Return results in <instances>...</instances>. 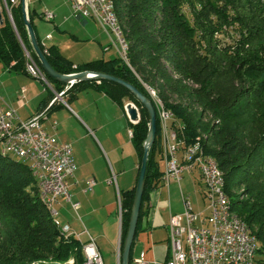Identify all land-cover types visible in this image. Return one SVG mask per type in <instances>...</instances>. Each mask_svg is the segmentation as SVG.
<instances>
[{
    "label": "trees",
    "instance_id": "trees-1",
    "mask_svg": "<svg viewBox=\"0 0 264 264\" xmlns=\"http://www.w3.org/2000/svg\"><path fill=\"white\" fill-rule=\"evenodd\" d=\"M113 1L128 44V63L120 56L75 63L56 45L46 46L36 33L47 60L60 73L89 70L113 75L149 97L144 84H151L165 106L183 123L180 135L186 143L201 141L205 151L219 162L232 208L256 236L257 260L264 264V5L259 0ZM0 9V64L14 73L29 74L30 59L39 66L40 61L25 25L22 0H0ZM28 15L36 31L37 13L30 5ZM219 34L236 40L225 43ZM41 71L56 92L66 87V83L48 76L42 68ZM90 87L108 95L124 111L126 99L136 103L140 119L136 123L130 121V127L141 163L149 129L146 108L124 86L106 79L100 83L77 81L63 95H68L70 101ZM194 105L202 106L203 112L191 108ZM206 111L220 121L207 139L200 133L208 129V124L202 121ZM160 146L157 116V136L149 151L130 264L134 262L133 249L141 219L147 212L146 202L162 183ZM260 151L263 153L258 155ZM239 185H245L250 200L234 199L231 189ZM135 189L121 193V249ZM43 205L29 165L0 153V264L84 263L83 242L74 234L65 237ZM70 259L72 263L68 262Z\"/></svg>",
    "mask_w": 264,
    "mask_h": 264
},
{
    "label": "crops",
    "instance_id": "crops-1",
    "mask_svg": "<svg viewBox=\"0 0 264 264\" xmlns=\"http://www.w3.org/2000/svg\"><path fill=\"white\" fill-rule=\"evenodd\" d=\"M27 4L37 13L34 20L36 33L45 45H56L65 57L71 59L61 51L58 42H47L48 39L55 41V35L46 31L45 25L40 23L47 19L39 15L51 10L52 6L49 7L42 0H27ZM71 60L75 63L90 61ZM98 104L113 111L114 127L110 128L107 119L101 116L100 107L98 120L93 111V106ZM0 105L16 109L21 119H28L44 108L49 109L44 127L59 142L71 145L76 162L75 174L69 181V192L72 202H79L80 205L74 209L71 203L60 198L58 210L65 218L64 224L69 225L71 232L83 243L88 241L89 236L94 238L103 264H121V193L136 187L140 172V161L126 111L108 95L92 87L83 89L76 98L68 101V95L60 96L50 82H44L30 73H14L1 64ZM192 174H197L200 179L198 172ZM113 175L115 179L110 182ZM89 179L95 180L91 190L87 188ZM170 187L171 184L167 189ZM165 189L162 182L160 187L150 193L145 205L147 212L141 219L134 244V257L145 250L150 264H162L167 259L169 215L170 212L183 210V205L182 209L172 207L166 198ZM82 236H86V240L83 241Z\"/></svg>",
    "mask_w": 264,
    "mask_h": 264
},
{
    "label": "built area",
    "instance_id": "built-area-1",
    "mask_svg": "<svg viewBox=\"0 0 264 264\" xmlns=\"http://www.w3.org/2000/svg\"><path fill=\"white\" fill-rule=\"evenodd\" d=\"M70 2L77 16L95 20L109 35L111 44L104 47V50L108 51L115 46L120 57L126 62L125 44H120V37L111 22L105 1L70 0ZM43 17L52 20L55 18V12L46 10ZM47 38H50V35H47ZM42 42L44 43L43 40ZM28 70L32 75L45 80L39 65L33 60L28 64ZM64 93L65 90H62L59 95L62 96ZM149 94L161 128V156L164 165L162 182L167 188L173 181L180 185L183 173L198 172L200 182L205 186L202 210H195L190 198L181 191L183 210L178 213L170 212L169 254L162 264H259L257 260L259 245L254 235L246 234L243 225L224 219L222 207L225 201L219 191V175L211 159L209 156L200 155L197 140L186 143L184 137L180 135L183 133V123L168 110L161 108L153 94ZM47 117V108L28 119H21L16 109L0 105V146L12 155L34 165L48 204L53 207L55 221L58 226L64 228L65 236H68L73 232L69 225L62 224L57 217L58 205L60 198L71 203L74 209L80 205L79 202H72L69 192V181L75 174L76 162L71 145L59 142L44 127L43 122ZM199 157H206V164H199ZM114 179L115 175L109 181ZM94 185V179L87 181L89 190ZM84 232L87 233V230ZM83 253L86 258L84 264H103L92 236L83 243ZM134 263L150 264L145 250L134 257Z\"/></svg>",
    "mask_w": 264,
    "mask_h": 264
},
{
    "label": "rangeland",
    "instance_id": "rangeland-1",
    "mask_svg": "<svg viewBox=\"0 0 264 264\" xmlns=\"http://www.w3.org/2000/svg\"><path fill=\"white\" fill-rule=\"evenodd\" d=\"M42 2L48 4L49 7L52 6L50 8L56 14V17L52 20H45L43 22L40 21L41 24L45 25L46 31L48 30L53 35H55V41H50L48 39L47 42L48 43L58 42L60 44L61 51L69 58L73 59L74 61H80V60L99 59L102 57L113 58L116 56H120V53L118 52L115 46H113L108 51L104 50V47L111 44V39L109 35L97 22L93 21L92 19H87L88 21L86 23H84L83 20H80L78 16L74 13L71 2H67V0H42ZM258 3L263 6L264 0H259ZM54 24H57V26H54ZM235 38L231 36L223 37L220 35V39H222V41L225 43H233L236 40ZM173 99L177 100L178 98L174 97ZM126 101H125L126 104L131 102L138 108L135 102L130 101L128 99H126ZM99 107L101 110V116L104 119H107L109 127L110 128L114 127L116 123H115V119H114L115 116L113 111L105 105L101 106L98 104L96 106H93L94 109L93 111L97 114L96 117H98V120L100 116L98 114ZM191 108L197 110L199 113L203 112L202 106L194 105ZM204 114L205 115L204 118H202V121L208 124V129L200 130V133L201 136H203V138L207 139V137L208 136L210 137L211 135V130L216 129L215 125L218 124L220 121L218 118L214 117L212 113H210L209 111H206ZM209 145L211 146V143H209ZM261 153H263V151H260L258 155H261ZM258 157L259 156H256V158ZM256 161L257 159L254 160V163H256ZM161 167H164L163 162L161 163ZM196 175L197 174H189L185 172L182 175L183 177L180 182V185L179 183L175 182V183H171V187L169 190L166 187L165 189L166 198L168 199V201L170 200L172 207L182 209V197H181V191H182L185 196L190 198L195 210L203 209L204 207L203 192L205 186L202 183H200L199 181L200 179H198ZM231 193L232 195L235 196L234 199L237 201L244 202L251 199L250 195L246 190L245 185H239L238 187L232 188ZM43 206L47 210V207L45 205ZM58 208L60 210V207ZM57 217L59 218V220H61L62 224L65 223L64 221L65 218L62 212L61 213L59 212ZM82 240L83 241L86 240V236H82ZM121 253H122V249H121ZM41 262L43 261H39V264H41ZM48 262L50 263V261Z\"/></svg>",
    "mask_w": 264,
    "mask_h": 264
},
{
    "label": "water",
    "instance_id": "water-1",
    "mask_svg": "<svg viewBox=\"0 0 264 264\" xmlns=\"http://www.w3.org/2000/svg\"><path fill=\"white\" fill-rule=\"evenodd\" d=\"M22 8H23V16L25 25L28 30V35L33 47V50L35 51L36 55L38 56V59L40 61V66L44 70V72L52 77L53 79L57 81H61L63 83L69 84L74 83L76 81H82V80H111L114 81L122 86H124L126 89H128L136 98L137 100L143 105V107L146 108V110L149 113V129L147 133V137L143 143L144 152L142 155L141 163H140V172L138 181L136 184L135 189V196L134 201L131 209V215L129 220V225L127 228V233L123 242V248L121 253V264H130V257H131V249L133 242L135 240L136 231H137V224L139 220L140 215V209L142 204V198L145 190V183H146V170H147V163L149 158V151L151 147L153 146L156 136H157V113L155 106L145 93L140 91L136 86L133 84L115 77L113 75L103 73V72H94L89 70H83L77 73H60L56 71L49 61L47 60L45 54L43 53V50L41 49L39 39L37 37L36 31L29 19L28 15V4L27 0H22ZM2 18L1 15V9H0V20ZM139 109L131 102L127 103L126 111L129 115V118L131 122H138L140 119V113L138 111Z\"/></svg>",
    "mask_w": 264,
    "mask_h": 264
},
{
    "label": "bare ground",
    "instance_id": "bare-ground-1",
    "mask_svg": "<svg viewBox=\"0 0 264 264\" xmlns=\"http://www.w3.org/2000/svg\"><path fill=\"white\" fill-rule=\"evenodd\" d=\"M104 1H105V3H106L107 8H108V12H109V16H110V18H111V22L114 24L115 30H116V32H118V36L120 37V44H125L126 62L128 63V58H127L128 44H127V41H126V39L124 38L123 32H122V30H121L120 21H119V18H118L117 12H116V10H115V3H114L113 0H104ZM42 14H44V13H42ZM31 60H32V59H30V61H29L28 64L31 63ZM39 68H40V70H41V67H40V66H39ZM27 70H28V65H27ZM28 72H29V70H28ZM78 72H80V71H78ZM29 73H30V72H29ZM42 73H43V72H42ZM72 73H77V72H72ZM30 74H31V73H30ZM43 74H44V73H43ZM31 75H32V74H31ZM32 76H34V75H32ZM44 76H45V74H44ZM35 77H36V76H35ZM36 78H38V77H36ZM38 79H40V78H38ZM40 80H42V79H40ZM42 81H47L46 77H45V80H42ZM96 81L98 82L99 80H96ZM47 82H48V81H47ZM76 82H77V81H76ZM74 83H75V82H74ZM98 83H99V82H98ZM72 84H73V83H69V84H67L66 87L64 88V90L66 91V90H67ZM144 85L146 86L148 92L153 94V97H154L156 103H158V104L160 105L161 108H164V110H168L169 113H170L171 115H174V113H173L170 109H168V108L165 106V102H164V100L158 95L157 90H156L155 88L149 86L148 84H144ZM67 86H69V87L67 88ZM151 100H152V99H151ZM126 102H127V101H126ZM126 106H127V104L125 103V106H124L125 111H126ZM48 110H49V109H48ZM138 111H139V110H138ZM126 113H127V111H126ZM127 115H128V114H127ZM128 117H129V115H128ZM129 119H130V118H129ZM130 121H131V120H130ZM55 122H56V121H55ZM132 123H135V122H132ZM131 132H132V131H131ZM197 141H198V143H199V152H200V155H201V156H209V158L211 159V162H212V164H213V166H214V168H215L217 174L219 175V191H221V195H222V197H223V199H224V201H225V205L222 207V214H223V216H224V219H226V221H234L235 223H238V224L243 225V227H244V231H245L246 234L254 235V234L251 232L250 227L248 226V224H247V223H246V222H245L240 216H238L237 213H236V212L234 211V209L232 208V202H231V199H230L229 195L227 194V192H226V190H225V176H224V172L221 170V168H220V166H219V162L217 161V159H216L213 155H211V154H209V153H207V152L205 151L204 146L202 145L201 141H199V140H197ZM0 153L3 154V155H11V156H13V157H16L17 159H20V160H22V161H25V160L22 159L21 157L14 156V155H12L11 153L7 152V150L3 149L2 146H0ZM26 163L29 165V167H30V169H31V171H32V173H33V175H34L36 181H37V185H38V188H39L40 199H41L42 203L47 207V209H48L50 215L52 216V218H53L54 221H55V215H54L53 207H52L51 204H48L47 196H46V194L44 193V190H43V188H42L41 180H40V178H38V173L36 172L35 167H34V165H33L32 163H29V162H26ZM199 164H206V157H199ZM55 223H56V221H55ZM56 225H57V223H56ZM57 226H58V225H57ZM58 228H60L61 232L65 235V230H64V228H62V226H58ZM254 237H255V240H256V242H257V238H256L255 235H254ZM257 244H258V243H257ZM141 251H142V250H141ZM141 251H140V252H141ZM140 252H139V253H140ZM44 262H45V261H43V262H41V263H44ZM69 262L71 263V262H72V259H70ZM34 264H35V263H34ZM36 264H39V262L36 263ZM83 264H84V263H83Z\"/></svg>",
    "mask_w": 264,
    "mask_h": 264
}]
</instances>
